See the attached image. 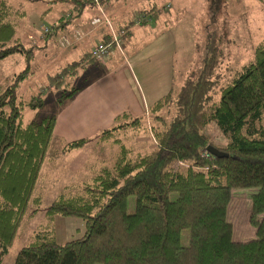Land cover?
Returning a JSON list of instances; mask_svg holds the SVG:
<instances>
[{
	"label": "trees",
	"instance_id": "16d2710c",
	"mask_svg": "<svg viewBox=\"0 0 264 264\" xmlns=\"http://www.w3.org/2000/svg\"><path fill=\"white\" fill-rule=\"evenodd\" d=\"M12 1L0 0V62L17 54L26 67L9 83L0 81V263L33 196L56 119L54 112L26 125L22 122L24 107L35 108L42 101L38 96L25 103L18 95L19 83L29 73L34 46L15 38L26 17L21 1H27L17 0L18 6ZM70 3L78 9L94 2ZM223 3L208 0L212 18ZM144 20L134 22L142 25ZM120 29L125 33L111 46L109 56L121 58V45L129 33L126 26ZM50 36L48 31L42 34L44 41ZM38 40L35 37V43ZM109 41L110 34L98 43ZM217 43V33L207 36L199 75L188 76L175 95L170 90L146 115L117 116L112 127L97 135V141L119 145L122 155L112 168L103 169L91 185L84 186L82 194L61 195L45 213L48 218L80 219L83 234L57 243L47 231L38 232L19 249L13 264H264V216L258 219L264 212V42L223 85H219L221 77L214 75L219 62ZM92 49L47 76L49 86L58 85V105L84 87L69 86L80 68L89 63L99 66ZM147 118L155 144L146 154L126 157L120 137L142 130ZM209 123L226 139L224 146H217L205 134ZM87 141L65 143L61 153L79 149ZM207 146L223 156H212ZM251 187L257 189L249 214L255 235L244 242L234 241L226 220L230 190ZM32 199L39 202L37 197ZM183 230H188L189 239L181 247Z\"/></svg>",
	"mask_w": 264,
	"mask_h": 264
},
{
	"label": "rangeland",
	"instance_id": "374dc122",
	"mask_svg": "<svg viewBox=\"0 0 264 264\" xmlns=\"http://www.w3.org/2000/svg\"><path fill=\"white\" fill-rule=\"evenodd\" d=\"M12 2L16 4L17 0ZM30 2L21 1L26 12V17L22 23L24 25L26 22L32 31L39 36V40L35 43L33 35L21 34V42L26 46H34V54L30 62L29 73L19 83L18 95L25 103H29L39 96L42 105L35 108L24 107L22 117L24 125L50 115L60 108V105L56 103V98L60 95V91L57 89L58 85L49 86L47 76L57 73L60 68L78 60L82 54L88 51L90 45L93 46L89 51L98 41V39L95 40L94 35L80 41L76 40L77 22L75 19L80 15L77 16L72 6L60 3L58 7H62L64 12L59 14L54 21L61 19L64 27L53 29L51 26L53 21L41 16V13L46 10V2L44 3V0ZM207 5L208 0H121L120 2L121 19H124L125 22L133 21L134 26L129 28L131 32L139 27L134 22L136 20L134 16L136 17L143 10L149 8L156 10L158 15L152 26L154 32L161 35L160 52H164L170 62L171 79L166 92L171 90L173 95L178 92L188 76L195 78L199 75L202 59L205 55V41L209 34L215 32L218 35L219 62L214 70V75L218 74L221 77L219 85H223L235 69H239L249 62L253 57L255 47L264 42V0H224L222 8L214 13V19L208 13ZM16 6L18 5L16 4ZM92 12L88 8L80 16L83 26L89 27ZM43 28H48L51 35L45 41L42 37ZM150 46V44L136 43V36L133 40H125L121 45L120 66L128 62V57L133 50L141 51L145 55L141 60L138 58V61L131 62L132 65L136 64L132 74L143 97L147 95L146 80L139 75L140 72L138 73L137 67L144 63V66L150 71L157 65L159 49L152 54L149 51L150 48L147 49ZM53 47L54 49H52ZM113 66L110 62L100 63L99 66L86 64L80 68L77 78L69 80V86L70 88L78 87L82 84L85 87L100 78ZM25 67L24 58L17 54L2 60L0 62L2 85L9 83L12 77L24 71ZM99 71L102 73L97 74ZM113 75L115 73L109 74L106 78ZM127 76L131 78L129 73ZM5 81L7 82L5 83ZM61 85L64 86L65 84ZM36 103L39 104L37 101ZM149 107L143 114L140 112L138 115H146ZM161 115L163 116V114ZM168 116V114L164 115V118L167 119ZM149 122L151 121H148L147 118L142 130L138 132L128 131L120 137L126 157L134 158L146 154L155 144L147 129ZM204 132L217 146L225 145L226 139L223 138L215 124H207ZM97 133L88 134L86 137L90 141L81 148L71 150L60 156L57 155L60 158L57 161L53 160L55 159L53 156L58 154L59 144L55 141L56 137L52 135L46 156L48 157L47 160L52 162L53 169L51 167L49 170L47 169L49 162L46 163L44 158L39 172L40 178L39 181L37 180L38 183H36L32 196V198L37 197L39 202H34L32 198L28 202L19 219L13 242L7 254L2 257L0 264H13L19 249L30 243L34 236L43 230L52 235L57 243H63L83 234L84 227L80 219L74 217L48 218L45 213L47 207L61 195L74 197L82 194L84 186L91 185L94 178L103 169L112 168L118 157L122 155L120 146L113 141H102L96 144L98 142L95 140ZM84 156L91 157L93 160L89 159L88 162L84 163ZM77 163H84L85 165L80 171H78L79 169L70 170V167ZM69 170L71 175L67 172ZM256 190L255 187L232 188L230 190L226 220L231 223V237L234 241L244 242L252 239L255 235V228L249 222V214L251 196ZM130 211L128 208V212ZM263 216L264 212L258 216V219ZM188 239V230H183L180 235L179 246H186Z\"/></svg>",
	"mask_w": 264,
	"mask_h": 264
},
{
	"label": "crops",
	"instance_id": "0c3cea01",
	"mask_svg": "<svg viewBox=\"0 0 264 264\" xmlns=\"http://www.w3.org/2000/svg\"><path fill=\"white\" fill-rule=\"evenodd\" d=\"M26 1L31 3L30 1L33 0ZM45 2L47 7L46 10L41 13V16L49 21H53L51 25L52 27L63 28L64 23L61 19H58L57 21L54 20L58 18L59 14L64 12L62 7H58L60 6V3L72 6L70 0H44V3ZM120 2L121 0H100L97 4L86 3L78 9H75L72 6L76 11L77 16H82L84 11L88 8L93 11L90 16L91 18L89 19V27L82 25V18L80 16L75 19L77 22V31L75 33L76 40L80 41L83 38L94 35L93 37L95 40L98 39V43L101 41L103 36L109 34V30L104 24L92 26L90 22L93 18H100L99 9H101L102 13L105 17H107L108 21L115 30H119L120 27L123 28L126 26L129 34L124 40H133L136 36V43L151 45L150 47H147V49L150 48V53H156L159 49L157 65L154 69L150 71L147 70L144 63L140 64V67H137L138 73L140 72L139 75L144 77L146 80L145 88L147 95L143 97L139 86L136 84L137 81L132 74V70H134V66L136 65H132V63L138 61V58L141 60V58L145 57V55H143L141 51L133 50L130 57H128V62L124 63L125 65L123 64V66H120L121 58L118 54L109 56L106 62L113 64V68L106 71L105 74L96 79L94 82L83 87L70 100L65 101L56 111V119L52 135L56 137L55 141L59 144V150L58 154L53 156V158H55L53 160L57 161V159H60V155L67 153H61V149L65 143L78 139H87L86 136L88 134H95L97 132V134H99L101 131L112 127L115 123V118L123 113L129 114L131 117L140 116L138 115L140 112L143 114L150 105H153V103L169 92H166V90L170 86V62L165 53L160 52L159 45L161 43V35L158 32H154V28L152 26L154 19L158 15L156 10L152 8L143 10L139 16L142 15L145 18L144 24H137L139 27L134 32H131L129 31V28L134 26L133 21L125 22L124 19H121L122 15L120 14L122 11ZM49 4L50 7H48ZM22 25L23 23L20 24L15 35V38L19 39L20 42L21 34H27V36L33 35V38L38 36L32 31V28H30L26 22L23 26ZM33 38H31V40ZM137 40H139V42H137ZM29 44L30 43L28 41V45ZM92 46L93 45H90L89 49ZM52 49H54V47ZM89 49L87 52H89ZM159 60L160 62H158ZM111 73H115V75L110 78H106ZM128 73L131 78L127 76ZM89 141H87V143ZM100 142L101 141H98L96 144H99ZM57 155L59 156L57 157ZM47 158L48 157L45 156L46 163L49 162ZM89 159L93 160L91 157L84 156V163L86 161L88 162ZM84 163H77L75 166H71L70 170L79 169L78 171H80L84 167ZM65 164L66 162L64 165ZM50 167L53 169L52 162H49L47 169L49 170ZM70 170L67 172L71 175ZM39 178L40 177L38 176V181Z\"/></svg>",
	"mask_w": 264,
	"mask_h": 264
},
{
	"label": "built area",
	"instance_id": "2783aa9c",
	"mask_svg": "<svg viewBox=\"0 0 264 264\" xmlns=\"http://www.w3.org/2000/svg\"><path fill=\"white\" fill-rule=\"evenodd\" d=\"M94 3H98L99 0H92ZM99 13H100V18L96 17L93 18L90 22L91 25L93 26H99L104 24L108 30H109V34H110V41L107 43H97L95 45V47L92 49V56L93 58L99 62V63H103L109 56V50L111 48V46H115L119 43L120 37L122 35H124V30L120 29V30H115L111 24L109 23L107 17H105V15L102 13V10L99 9ZM143 17L142 16H136V22L140 21ZM43 33L48 31V28H43ZM35 42V41H34ZM207 155V153H206Z\"/></svg>",
	"mask_w": 264,
	"mask_h": 264
},
{
	"label": "water",
	"instance_id": "95a60500",
	"mask_svg": "<svg viewBox=\"0 0 264 264\" xmlns=\"http://www.w3.org/2000/svg\"><path fill=\"white\" fill-rule=\"evenodd\" d=\"M206 151L214 157H222L223 156V152H221L220 150H217L216 148H214L212 146H207Z\"/></svg>",
	"mask_w": 264,
	"mask_h": 264
}]
</instances>
